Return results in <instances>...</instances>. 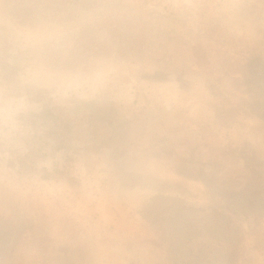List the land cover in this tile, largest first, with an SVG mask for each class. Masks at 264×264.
I'll use <instances>...</instances> for the list:
<instances>
[{
	"label": "rangeland",
	"instance_id": "1",
	"mask_svg": "<svg viewBox=\"0 0 264 264\" xmlns=\"http://www.w3.org/2000/svg\"><path fill=\"white\" fill-rule=\"evenodd\" d=\"M0 264H264V0H0Z\"/></svg>",
	"mask_w": 264,
	"mask_h": 264
}]
</instances>
